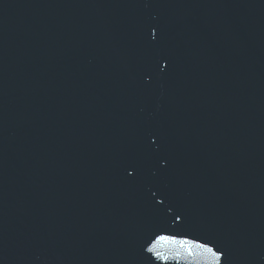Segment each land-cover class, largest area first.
Here are the masks:
<instances>
[{
    "label": "water",
    "instance_id": "1",
    "mask_svg": "<svg viewBox=\"0 0 264 264\" xmlns=\"http://www.w3.org/2000/svg\"><path fill=\"white\" fill-rule=\"evenodd\" d=\"M207 0H0V264H122Z\"/></svg>",
    "mask_w": 264,
    "mask_h": 264
}]
</instances>
